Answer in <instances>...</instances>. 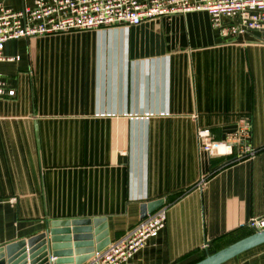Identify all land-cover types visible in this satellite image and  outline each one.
Listing matches in <instances>:
<instances>
[{
  "label": "crops",
  "instance_id": "obj_1",
  "mask_svg": "<svg viewBox=\"0 0 264 264\" xmlns=\"http://www.w3.org/2000/svg\"><path fill=\"white\" fill-rule=\"evenodd\" d=\"M4 55L0 79L16 92L0 95V247L74 218L105 217L113 241L155 200L166 226L122 264H195L255 232L264 32L225 37L191 11L12 39ZM200 129L234 152L204 151ZM239 143L257 153L241 158ZM222 264H264V242Z\"/></svg>",
  "mask_w": 264,
  "mask_h": 264
},
{
  "label": "built area",
  "instance_id": "obj_2",
  "mask_svg": "<svg viewBox=\"0 0 264 264\" xmlns=\"http://www.w3.org/2000/svg\"><path fill=\"white\" fill-rule=\"evenodd\" d=\"M206 11L213 27L225 36H239L249 31L264 32V0H35L34 6L22 10L7 7L0 1V61L13 60L4 55L9 40L31 38L73 30H89L120 23L140 24L155 16ZM228 18L229 24H223ZM0 79V95H14ZM199 142L204 151L232 154L234 145L215 141L208 129H200ZM216 146L225 148L216 150ZM255 149L239 143L238 156L251 157ZM167 209L149 214L122 237L95 251L84 264H122L141 251L148 239L166 226ZM249 227L264 229V218H252Z\"/></svg>",
  "mask_w": 264,
  "mask_h": 264
},
{
  "label": "water",
  "instance_id": "obj_3",
  "mask_svg": "<svg viewBox=\"0 0 264 264\" xmlns=\"http://www.w3.org/2000/svg\"><path fill=\"white\" fill-rule=\"evenodd\" d=\"M163 206L155 200L141 204V219ZM111 238L105 217L56 219L42 233L0 247V264H84ZM264 242V229L207 255L195 264H222Z\"/></svg>",
  "mask_w": 264,
  "mask_h": 264
},
{
  "label": "rangeland",
  "instance_id": "obj_4",
  "mask_svg": "<svg viewBox=\"0 0 264 264\" xmlns=\"http://www.w3.org/2000/svg\"><path fill=\"white\" fill-rule=\"evenodd\" d=\"M216 147H218V146H216ZM219 148V147H218ZM218 148H215L217 151L218 150H221V149H218ZM225 149V148H224ZM255 149V152L257 153V149L256 148H254Z\"/></svg>",
  "mask_w": 264,
  "mask_h": 264
},
{
  "label": "bare ground",
  "instance_id": "obj_5",
  "mask_svg": "<svg viewBox=\"0 0 264 264\" xmlns=\"http://www.w3.org/2000/svg\"><path fill=\"white\" fill-rule=\"evenodd\" d=\"M218 147H219V146H218ZM218 147H216V148H218ZM218 149L224 150V148H220V147H219Z\"/></svg>",
  "mask_w": 264,
  "mask_h": 264
},
{
  "label": "trees",
  "instance_id": "obj_6",
  "mask_svg": "<svg viewBox=\"0 0 264 264\" xmlns=\"http://www.w3.org/2000/svg\"><path fill=\"white\" fill-rule=\"evenodd\" d=\"M205 258V257H204Z\"/></svg>",
  "mask_w": 264,
  "mask_h": 264
}]
</instances>
